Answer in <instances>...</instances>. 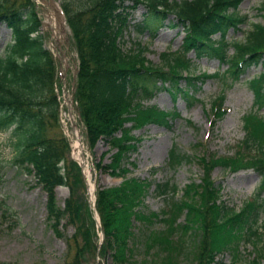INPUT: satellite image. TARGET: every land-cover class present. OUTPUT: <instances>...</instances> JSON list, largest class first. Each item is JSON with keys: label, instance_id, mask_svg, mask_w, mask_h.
<instances>
[{"label": "trees", "instance_id": "obj_1", "mask_svg": "<svg viewBox=\"0 0 264 264\" xmlns=\"http://www.w3.org/2000/svg\"><path fill=\"white\" fill-rule=\"evenodd\" d=\"M11 1L0 0V23L11 32L10 41L0 52V133L8 134L13 152L11 162L31 175L46 193L47 216L59 218L66 212L55 206L54 185L59 183L69 187L68 179L74 177L72 170L85 185L80 168L66 165L64 150L67 146L63 144V138L46 132L49 124L44 116L48 114L54 118L58 109L54 94L56 64L45 47L36 5L33 0L22 6L12 5ZM62 1L81 11L73 21L61 6L71 35L73 27L77 34L74 50L78 55V72L74 101L86 128L83 130L84 138L89 144L100 138L108 148L115 149L112 162L105 166L121 178L119 186L95 193V208L105 238L98 254L103 252L102 245L109 234V248L113 252L105 253L106 260L111 259L115 264H144V252L155 248L153 250L161 254L160 248L172 234H178L174 239L179 251L186 252L189 237L183 234V229L188 227L193 231L195 224L202 226L210 241L209 251L215 254L242 238L249 241L261 237L264 234V120L258 119L251 126L244 125L246 146L254 145L259 150L253 166L261 174L262 182L255 204H247L239 213L221 222L228 207L216 204L217 196L211 199L217 189L209 171L214 165L227 168L232 161L214 155L212 163L209 158L203 159V165L211 164L210 168L205 169L199 182L192 181L184 186L180 199L175 198L172 203L167 201L165 208L158 212L145 207L143 201L152 183L146 178L129 176V166H134L132 154L138 150L141 141V136L134 135L132 130L149 121H169L166 113L140 103L141 97H151L152 92L146 86L148 83L167 82L166 89L172 90L182 77L181 73H191L192 67L182 54L185 52L166 54L165 61L154 66L144 56L146 47L136 43L134 48L123 49L121 42L132 12L143 6V18L133 24L137 33L152 32L159 24L183 28L185 38L182 45L185 50L193 48L198 56L206 54L220 59L230 64L232 72L236 67L237 75L240 66L264 62V25L253 24L244 43L228 41L225 37L228 27L237 28L246 20L238 13L239 0ZM261 4L264 7V0ZM215 31L220 35L217 43L210 38ZM230 47L236 49L231 58L227 56ZM86 79L87 86L83 90L81 80L84 82ZM90 82L93 85L88 88ZM194 83L191 80L188 86L192 88ZM249 83L258 98L264 91V70ZM79 91L80 95L81 92L86 94L85 102L79 100ZM188 91H183L182 95L187 101L191 99L186 93ZM253 127L263 131L262 134L259 135ZM170 156L171 164L176 162L175 150ZM154 186L153 192L159 196L168 198L174 191L169 181L154 183ZM66 207L69 215L78 217L81 228H85L82 216H87L94 224L86 201L83 210L76 200H69ZM182 213L184 220L178 222ZM156 223L163 224L165 228H157ZM82 233L86 235L87 232Z\"/></svg>", "mask_w": 264, "mask_h": 264}, {"label": "rangeland", "instance_id": "obj_2", "mask_svg": "<svg viewBox=\"0 0 264 264\" xmlns=\"http://www.w3.org/2000/svg\"><path fill=\"white\" fill-rule=\"evenodd\" d=\"M29 1L31 0H12L11 3L22 6ZM260 2L261 0H239L237 9L241 15L246 14V21L239 24V30L232 27L228 29L229 40L244 42L253 24H264V8L260 7ZM33 3L43 22L41 31L45 47L51 52L56 64L54 94L58 109L56 117L48 114L44 116L49 124L46 132L48 135L63 138V144L66 143L67 146L64 150L66 165L72 166L73 169L78 166L82 177L89 176L96 194L99 190H110L121 183V178L109 172L105 166L112 162L115 149L108 148L100 138L91 144L84 138L83 130L86 128L73 104V74L78 57L74 50L77 34L74 27H71V35L66 24L64 28L61 27L63 35L57 31L56 13L52 5L60 10L62 6L73 21L81 11L62 0H33ZM142 11L141 8L133 12L132 22L140 20ZM131 24H128L127 30L130 32L125 36L124 48H129L132 40L139 41L141 46H146L144 56L154 66L165 61V52L170 55V52L176 50L184 36L180 28H170L167 25L157 28L153 37L147 32L136 36ZM9 40L8 28L0 23V52ZM188 56L192 57L195 63L193 74L196 76L201 72L200 74L208 76L196 77L194 80L193 88L197 90L195 96L200 100L187 105L181 97L173 99L169 92L160 89L145 103L153 104L167 112L171 109L175 115L171 118L167 116V123L148 122L142 130L135 131L136 134L142 133L143 140L138 151L132 155L136 167L130 170V175L148 178L155 183L169 181L171 189L174 190L169 193L172 196H169L170 198L159 196L153 191L148 193L144 205L157 212L165 208L167 201L172 203L171 200L180 199L185 185L200 181L205 169L207 171L211 166L209 164L205 167L203 159L209 158L212 163L214 155L229 156L234 153L244 134L243 121L251 126L258 119H264V94L256 105L257 100L247 82L264 70V62L253 65L236 77L227 69V65L219 63L218 60L207 56L196 58L193 51H189ZM87 82L88 79L84 82L81 80L83 90ZM90 85L93 83H88V88ZM152 87L153 84H150L149 88ZM80 91L78 98L85 102L86 94L81 92L80 95ZM219 96L223 98L226 113L225 116L213 118L211 99ZM254 129L259 135L263 132H260L259 128ZM79 141L82 147L78 144ZM173 150L177 154L178 163L171 164L170 153ZM253 153L240 155L241 160L233 157L234 163H229L232 164L231 168L214 165L209 171L217 189H214L211 199L217 196L215 203L228 207V212L221 219L222 223L239 213L242 207L256 202L257 193L261 190V176L253 166ZM12 156L8 134L0 133V264H115L111 259L107 261L105 255L113 252L109 248L111 235H107L102 245L103 252L98 254L95 252V245L100 241L101 225L97 221L93 224L87 216H82L81 221L85 228H81L78 217L67 213L69 200H76L78 205L81 204L82 210L84 201L88 202L87 188L76 177L75 170H72L73 179H68L69 187L59 183L53 187L55 206L66 213L59 218L50 217L46 211V193L31 175L11 162ZM81 156L84 158V168L79 165ZM84 185L86 186L85 182ZM93 214L94 212L91 213L92 217ZM183 219L184 213L179 215L181 222ZM193 227V231L188 227L183 229V234L191 237L187 238L186 252L179 251L174 239L178 234H172L173 237L168 235L169 241L160 248L161 254L151 248L144 252L143 261L146 264H264V234L249 241L242 238L240 242L215 254L209 251L210 241L203 233L202 226L195 224ZM157 228L165 227L158 223ZM83 231L87 232L86 235H83Z\"/></svg>", "mask_w": 264, "mask_h": 264}, {"label": "bare ground", "instance_id": "obj_3", "mask_svg": "<svg viewBox=\"0 0 264 264\" xmlns=\"http://www.w3.org/2000/svg\"><path fill=\"white\" fill-rule=\"evenodd\" d=\"M57 13V12H56ZM56 15V14H55ZM58 15V14H57ZM55 16L56 17V22H57V26H56V29H58L59 26H61V21H60V18L58 16ZM79 144V143H78ZM80 145V144H79ZM87 176V175H86ZM87 179V182H88V185H89V191L91 193H93V186L92 184L90 183V179H89V176L86 177Z\"/></svg>", "mask_w": 264, "mask_h": 264}, {"label": "water", "instance_id": "obj_4", "mask_svg": "<svg viewBox=\"0 0 264 264\" xmlns=\"http://www.w3.org/2000/svg\"><path fill=\"white\" fill-rule=\"evenodd\" d=\"M81 147H82V145H80ZM82 160H83V157L81 158ZM80 161V167L81 168H83V161ZM84 180H85V182H86V186H87V179H86V177L84 176ZM89 204H90V201H89ZM103 237H104V234H103V232L101 231V238L103 239Z\"/></svg>", "mask_w": 264, "mask_h": 264}]
</instances>
